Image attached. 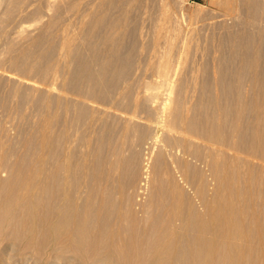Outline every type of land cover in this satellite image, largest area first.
Instances as JSON below:
<instances>
[{
  "label": "bare ground",
  "instance_id": "1",
  "mask_svg": "<svg viewBox=\"0 0 264 264\" xmlns=\"http://www.w3.org/2000/svg\"><path fill=\"white\" fill-rule=\"evenodd\" d=\"M167 63L157 72L163 81L171 77ZM251 64L252 89L231 106L209 92L193 105L166 95L149 146L140 121L117 125L105 109L84 121L66 107L49 116L39 138L24 136V150L0 147V264H264V92ZM138 144H147L142 157Z\"/></svg>",
  "mask_w": 264,
  "mask_h": 264
},
{
  "label": "rangeland",
  "instance_id": "2",
  "mask_svg": "<svg viewBox=\"0 0 264 264\" xmlns=\"http://www.w3.org/2000/svg\"><path fill=\"white\" fill-rule=\"evenodd\" d=\"M9 1L0 0V147L5 150L12 144L22 149V140L28 133L39 138L46 131L45 125L49 116L52 113L63 112L66 107H74L76 112L74 117L79 116V119H85L84 121L89 120L91 116H98L94 115V110L102 115L101 109H105L108 112L106 114L113 115L117 125L128 122L127 117H129L127 120L134 119L133 123L140 121L139 126L145 127L144 130L147 132L145 135L148 139L144 138L145 142L151 138L153 140L149 142L152 143L156 133L160 132L157 125L160 126L158 122L163 118L162 105L167 103V96L171 97L173 94L171 98L178 101L181 99L187 105H193L202 99V95L209 92L207 94L209 100H214L210 96L216 94L223 98L220 101L223 104L236 100L241 102V98L249 95L252 89L250 87L253 78L252 61L258 73L259 88L264 92V0H11V3ZM166 62L169 63L171 77L170 80L163 81L159 76L161 74L157 72H161ZM112 66L119 70L113 69ZM170 67L174 68L170 70ZM75 84H78V87ZM146 94H153L151 95L153 99L151 97L145 99L149 96ZM237 94L241 98H238ZM144 95V99H141ZM154 96H158L159 99L156 97L154 99ZM97 100L101 101L99 105ZM102 105L107 106V109L105 106L101 108ZM228 105L227 108L231 106ZM111 106L113 107L108 108ZM132 109L136 111L135 114L141 115L142 120L123 112L126 110L130 113ZM228 113L224 114L225 117ZM250 116L251 111L247 118ZM227 117L224 126L231 115ZM84 133L85 130L80 131V135ZM93 138L94 136L92 140ZM140 144L137 147L143 149L136 150V147L132 152L140 151L141 155L140 152L138 154L142 157L147 150L144 149L147 144L144 147ZM125 151L126 154L121 150L125 157L133 154L129 150ZM142 159H138V164H142ZM140 165L139 167L137 165V170L140 169ZM125 171L127 169L124 173ZM260 179L264 190V174ZM206 183L208 185L206 187L211 190L216 185L213 186L210 177ZM186 188L192 193L191 187ZM211 190H208L209 194H212Z\"/></svg>",
  "mask_w": 264,
  "mask_h": 264
}]
</instances>
